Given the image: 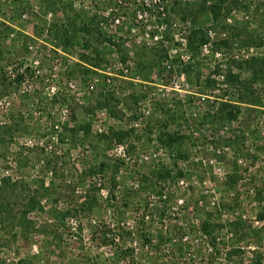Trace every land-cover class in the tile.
Wrapping results in <instances>:
<instances>
[{
  "label": "rangeland",
  "instance_id": "1",
  "mask_svg": "<svg viewBox=\"0 0 264 264\" xmlns=\"http://www.w3.org/2000/svg\"><path fill=\"white\" fill-rule=\"evenodd\" d=\"M142 2L0 0V178L54 190L26 219L13 198L0 264H264V0Z\"/></svg>",
  "mask_w": 264,
  "mask_h": 264
},
{
  "label": "trees",
  "instance_id": "2",
  "mask_svg": "<svg viewBox=\"0 0 264 264\" xmlns=\"http://www.w3.org/2000/svg\"><path fill=\"white\" fill-rule=\"evenodd\" d=\"M143 1L142 3H146L147 6H143V12L145 15H148V13H152L153 7L155 6L153 2H150L152 0H140ZM149 1V2H148ZM145 4V5H146ZM107 18H105L106 20ZM73 29H75L76 24L75 22ZM85 25V24H84ZM99 26V23H98ZM75 32L70 33V30L66 25H61L57 29V34L59 33V36L61 34V37L63 39V42L65 44L70 45L71 40L76 36ZM200 42L201 44H205L207 40V35L204 32H200ZM249 68L251 69L253 73V79L254 80H261L264 81V59H256L253 58L251 61H249ZM18 81H21L23 79V74H19L16 76ZM239 109V104L230 101V100H221L218 102L217 112L219 115V118L222 120H231L236 117L235 112H237ZM69 124H66V127ZM0 128H10V126H0ZM68 128V127H67ZM87 133L90 130V125H87L83 127ZM1 130V129H0ZM74 130V128H72ZM9 133H11V130L9 129ZM3 138L6 136V133H0ZM162 142L165 145L173 146L176 144H181L183 142V139L185 138L184 135L180 134L177 131H171V132H163V134L160 136ZM63 137L61 136V141H63ZM52 162H47L46 164V170L50 171L51 173L54 170L55 167L51 166ZM171 171H165L163 172L159 178L166 179L167 177L171 176ZM181 175V173H180ZM54 194L53 190V183L50 182L49 184H46L44 181L41 182V184L31 187L29 183L25 181V179L22 178H13L11 175L3 176L0 178V221L8 220L9 217H13L14 214V202H12L13 198H18L22 200V210L21 214L22 217L25 219L28 218L29 215H32L33 213H46V208L43 204V201L51 197ZM87 201L82 202L80 204V207H85L86 209L90 210L92 208V203L89 201V196L86 197ZM79 206L76 208H66L65 210L58 213V217L61 221H65L68 217L73 216L74 214H77L79 211ZM51 216L58 218L55 213H51ZM216 227V226H215ZM206 232L210 238L215 240V230L214 225L210 224L209 222L205 225ZM101 243L104 246H112L115 244L116 241L120 240V235L115 233L114 228L108 227L104 228V230L101 231ZM200 255L199 253H195L193 257V262L196 261L197 256Z\"/></svg>",
  "mask_w": 264,
  "mask_h": 264
},
{
  "label": "built area",
  "instance_id": "3",
  "mask_svg": "<svg viewBox=\"0 0 264 264\" xmlns=\"http://www.w3.org/2000/svg\"><path fill=\"white\" fill-rule=\"evenodd\" d=\"M119 21H120L119 19L116 20L117 23H118Z\"/></svg>",
  "mask_w": 264,
  "mask_h": 264
}]
</instances>
